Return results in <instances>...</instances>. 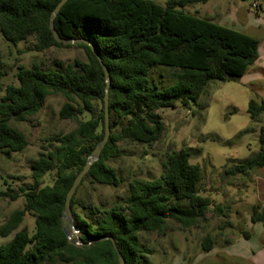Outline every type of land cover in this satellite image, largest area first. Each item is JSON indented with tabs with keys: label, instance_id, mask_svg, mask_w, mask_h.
I'll use <instances>...</instances> for the list:
<instances>
[{
	"label": "trees",
	"instance_id": "1",
	"mask_svg": "<svg viewBox=\"0 0 264 264\" xmlns=\"http://www.w3.org/2000/svg\"><path fill=\"white\" fill-rule=\"evenodd\" d=\"M59 1L0 0V35L6 42L17 46L34 37L36 52L76 48L84 55L83 61L74 59L53 69L43 70L41 63L19 67L17 85L4 88L0 66V155L26 149L25 136L11 121L27 122L49 96L63 97L58 118L76 123L74 130L47 139L44 153L31 163L32 184L14 191L4 181L6 189L0 191V198H23V207L0 227L1 238L12 236L0 245V264H118L110 240L94 241L106 237L114 241L124 264H150L151 252L142 245V234H160L169 222L189 229L211 207L198 188L202 170L190 163L185 149L165 156L158 178L129 181L126 197L109 208L79 206L75 193L70 210L82 245L70 243L61 229L66 193L104 135L102 65L109 74L110 135L80 185L88 179L91 184L115 188L121 180L108 161L117 156L118 144H155L165 129L158 111L188 109L197 104L209 83L242 77L257 60L258 41L184 11L210 0H162V4L154 0H67L53 19L55 31L63 40L87 41L97 58L83 43L55 42L49 17ZM157 67L171 70L170 86L158 88L159 80L152 78ZM246 111L251 122H259L264 99H250ZM83 115L88 119L81 120ZM257 141L259 149L247 159L233 161L225 175L245 176L264 167V123ZM50 172H54L51 184L42 186L41 180ZM213 208L221 209L219 205ZM25 214L34 219L32 233L19 229ZM250 222L264 227V209L258 204L250 208ZM240 234L245 240L251 235ZM212 247L211 236H205L202 250L209 252Z\"/></svg>",
	"mask_w": 264,
	"mask_h": 264
},
{
	"label": "rangeland",
	"instance_id": "2",
	"mask_svg": "<svg viewBox=\"0 0 264 264\" xmlns=\"http://www.w3.org/2000/svg\"><path fill=\"white\" fill-rule=\"evenodd\" d=\"M154 1L163 3L162 0ZM220 1L221 7L217 11L219 14L215 13L216 3L211 1L188 6L184 11L203 19L216 15L214 20L233 13V0ZM236 4L242 9L241 17L243 12L247 13L250 24H258L256 37L259 52L263 53V2L261 11L258 10L260 20L254 17L256 11L251 7L252 0H236ZM34 44V37H29L13 46L0 35L2 88L17 85L16 73L19 67L28 68L32 63H41L42 69L47 70L55 68L57 64L65 66L74 59L84 60L82 51L76 48H50L36 52ZM157 68L152 74V78L159 80L157 85L160 87H157L163 89L170 86L173 83L171 70L167 67ZM250 75L252 80L246 81L240 77L209 83L197 104H192L188 109L177 107L158 111L165 126L159 141L150 147L130 142L119 143L118 154L108 161V165L115 170L121 183L112 188L84 180L75 191L79 206L95 205L102 209L121 203L126 197L129 181H150L158 178L162 173L161 166L165 156L172 151L185 149L190 154V163L199 165L202 170L198 188L200 195L210 200L211 207L189 229L169 222L160 234H142L141 243L151 252L150 264H250L243 256L258 250L264 240V235H259L253 228L255 224L250 222V208L257 204L264 208V167L261 172L255 170L245 176L232 177L224 174L226 169L233 166V161L247 159L259 149L257 133L260 125L264 123V115L259 117V122L253 123L246 110L250 99L260 101L264 96V71L255 69ZM1 96L2 93L0 98ZM64 102L65 99L61 96H49L42 109L27 122L11 121V125L25 136L28 145L22 152L0 155V191L6 189L4 181L14 191L32 184L31 163L40 153H44L42 147L48 145L47 139L75 129L74 121L58 118V111ZM80 119L87 120L88 117L83 115ZM53 173L43 177L42 186L51 184ZM216 205L221 207L220 211L213 208ZM22 207L23 198L15 201L0 198V227L12 212ZM33 227V217L25 214L19 229L24 228L32 233ZM241 232L250 233L251 240H245ZM207 235L211 236L213 247L209 252H204L201 241ZM11 237H0V245L5 244Z\"/></svg>",
	"mask_w": 264,
	"mask_h": 264
},
{
	"label": "water",
	"instance_id": "3",
	"mask_svg": "<svg viewBox=\"0 0 264 264\" xmlns=\"http://www.w3.org/2000/svg\"><path fill=\"white\" fill-rule=\"evenodd\" d=\"M66 1L67 0H60L57 3V5L55 6V8L53 9V11L49 17V29L51 31L53 39L55 40V42L63 44V45H74L77 43H83V44L89 46L91 51L97 56L96 51L93 49V47L87 41H85V40H63L58 36L57 32L55 31V29L53 27V19L56 16V14L58 13V11L60 10V8L65 4ZM97 58H98V56H97ZM102 70L104 72V78H105L104 135H103V138L95 145L94 149L92 150V152L87 157L83 168L75 176L71 187L67 191L66 196H65L63 211L61 214V220H60L61 221V229H62L63 233L67 237L68 241L74 245H82V244L80 243L79 238H78V231L75 229V227L73 225V218H72V214H71V210H70V202H71V199H72L77 187L79 186L82 179L84 178V176L89 171L91 165L99 160L101 152H102L104 146L106 145V143L109 139V135H110L109 125H108V123H109L108 108H107V100H108L107 92H108V87H109V74H108L107 69L103 65H102ZM105 239H108L111 241L112 247H113V249L116 253V256H117L118 264H124L123 257L121 256V254L117 250L114 241L110 237L100 238V239H96L94 241H103Z\"/></svg>",
	"mask_w": 264,
	"mask_h": 264
},
{
	"label": "crops",
	"instance_id": "4",
	"mask_svg": "<svg viewBox=\"0 0 264 264\" xmlns=\"http://www.w3.org/2000/svg\"><path fill=\"white\" fill-rule=\"evenodd\" d=\"M210 1L212 3H216V5H215V7H216L215 8V10H216L215 13L219 14L217 11L221 7L220 6V4H221L220 2L221 1L220 0H215V1L210 0ZM261 2H262L261 0H257V1L252 0V3H256L257 4L256 9H254L256 11L255 12L256 15L254 17L257 20H260V17L258 16V10L261 11V8H262L261 7ZM233 4L235 5L233 7L234 10H233V13L231 12L229 14V16H225L224 18L222 17V18H218L217 20H214L215 19L214 17H216V15H213V16H209V17H207L205 19L208 20V21L217 23L218 25L233 29L235 31L242 32L244 34H247V35L252 36V37L257 39L256 36L258 35V24L257 25H255V24L251 25L250 24V19L248 21L247 13L243 12V16L241 17V10L242 9L236 4V0H233ZM261 23L264 24V20H261ZM262 43H263V47H264V40H263ZM255 69H260V70L264 71V51H263V53L259 52V42H258V47H257V60L254 63V65L251 66L241 78L245 79L246 81L249 80V79L252 80V77H251L250 74ZM261 83H259V84H261ZM262 86L264 88V84L263 83H262ZM263 99H264V96L260 100H263ZM261 171L262 170H259V172H261ZM256 176L258 177V174ZM261 208H263V207H261ZM253 228H255V230L257 231V233L259 235H264V227L261 224L257 223V224H255L253 226ZM248 240H251V238H249ZM243 257L245 259H248L250 264H264V240L261 241V246H260V248H258V250H255V251L251 252V254L247 253Z\"/></svg>",
	"mask_w": 264,
	"mask_h": 264
},
{
	"label": "built area",
	"instance_id": "5",
	"mask_svg": "<svg viewBox=\"0 0 264 264\" xmlns=\"http://www.w3.org/2000/svg\"><path fill=\"white\" fill-rule=\"evenodd\" d=\"M251 7H252L253 9H256L257 4H256V3H253V4L251 5Z\"/></svg>",
	"mask_w": 264,
	"mask_h": 264
}]
</instances>
